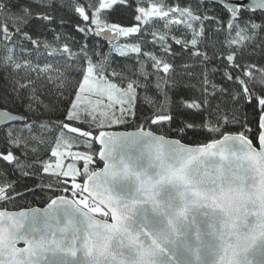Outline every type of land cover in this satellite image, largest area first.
<instances>
[{"label":"snow or ice","instance_id":"6c2138e0","mask_svg":"<svg viewBox=\"0 0 264 264\" xmlns=\"http://www.w3.org/2000/svg\"><path fill=\"white\" fill-rule=\"evenodd\" d=\"M0 264H264V0H0Z\"/></svg>","mask_w":264,"mask_h":264},{"label":"trees","instance_id":"16d2710c","mask_svg":"<svg viewBox=\"0 0 264 264\" xmlns=\"http://www.w3.org/2000/svg\"><path fill=\"white\" fill-rule=\"evenodd\" d=\"M120 15H121V13H117V14H116L117 18H119ZM123 15L127 16L126 13H124Z\"/></svg>","mask_w":264,"mask_h":264}]
</instances>
